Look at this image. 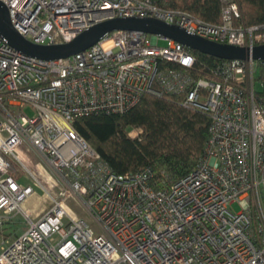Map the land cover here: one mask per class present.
I'll return each mask as SVG.
<instances>
[{"label": "built area", "instance_id": "2783aa9c", "mask_svg": "<svg viewBox=\"0 0 264 264\" xmlns=\"http://www.w3.org/2000/svg\"><path fill=\"white\" fill-rule=\"evenodd\" d=\"M0 1L36 45L70 43L116 18L159 20L250 50L264 45V26L247 27L237 0L223 1L221 24L153 0ZM195 62L192 49L143 32H111L59 60L21 53L0 34V225L18 213L29 223L4 239L0 264H264V60L223 61L217 80L191 76ZM147 94H184L186 108L211 119L203 157L180 179L152 166L117 174L74 127L126 114ZM35 188L53 203L36 220L22 208Z\"/></svg>", "mask_w": 264, "mask_h": 264}, {"label": "trees", "instance_id": "16d2710c", "mask_svg": "<svg viewBox=\"0 0 264 264\" xmlns=\"http://www.w3.org/2000/svg\"><path fill=\"white\" fill-rule=\"evenodd\" d=\"M163 8L188 12L211 24H221L224 0H153ZM249 28L264 26V0H237ZM195 79L217 80L222 60L193 51ZM172 68L175 65H170ZM176 68V67H175ZM184 94H147L126 114L99 115L76 120L74 127L121 175L152 166L157 175L165 170L170 180L188 175L203 157L209 139L210 117L184 106ZM143 130L141 139L129 134Z\"/></svg>", "mask_w": 264, "mask_h": 264}, {"label": "water", "instance_id": "95a60500", "mask_svg": "<svg viewBox=\"0 0 264 264\" xmlns=\"http://www.w3.org/2000/svg\"><path fill=\"white\" fill-rule=\"evenodd\" d=\"M115 31L143 32L160 35L199 52L222 61L264 60V45L246 49L228 44H219L187 33L177 26L168 25L154 19L116 18L97 24L80 34L70 43L42 46L27 41L13 27L8 8L0 1V34L15 50L43 60L68 59L85 52L98 44L107 34Z\"/></svg>", "mask_w": 264, "mask_h": 264}, {"label": "rangeland", "instance_id": "374dc122", "mask_svg": "<svg viewBox=\"0 0 264 264\" xmlns=\"http://www.w3.org/2000/svg\"><path fill=\"white\" fill-rule=\"evenodd\" d=\"M160 45H163L161 42ZM114 47V44L111 40L103 42V48L105 50H111ZM21 183L26 186L33 185L32 181L27 177H23ZM27 204L22 205V208L29 210L32 213V219L36 220L42 213L49 210L52 206L51 193L42 190L41 188H35V193L32 197L27 198ZM26 203V202H25ZM69 207L74 210L78 216H83L82 210L75 205L74 202H68ZM231 210L235 213L241 212L242 207L240 204L235 203L231 206ZM29 223L26 221L22 213H18L13 217L12 222H8L5 225H0V248L4 239H10L15 235H21L28 229Z\"/></svg>", "mask_w": 264, "mask_h": 264}, {"label": "crops", "instance_id": "0c3cea01", "mask_svg": "<svg viewBox=\"0 0 264 264\" xmlns=\"http://www.w3.org/2000/svg\"><path fill=\"white\" fill-rule=\"evenodd\" d=\"M30 197H32V196H30ZM27 200H28V199H26L23 203H24V204H27V203H28ZM25 202H26V203H25ZM22 205H23V204H22Z\"/></svg>", "mask_w": 264, "mask_h": 264}]
</instances>
